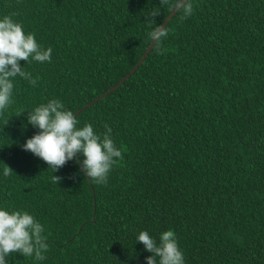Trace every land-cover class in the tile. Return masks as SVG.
Here are the masks:
<instances>
[{"label":"trees","instance_id":"1","mask_svg":"<svg viewBox=\"0 0 264 264\" xmlns=\"http://www.w3.org/2000/svg\"><path fill=\"white\" fill-rule=\"evenodd\" d=\"M191 2L190 17L167 24L162 54L154 45L77 116L97 133L111 126L122 150L105 186L82 173V153L53 173L23 150L39 132L27 112L59 99L75 114L117 85L150 46L146 16L160 0H0V18L18 13L52 49L50 63L20 61L38 84L16 77L0 116V209L34 215L49 251L8 264H147L139 232L158 241L169 229L185 264H264V0Z\"/></svg>","mask_w":264,"mask_h":264},{"label":"clouds","instance_id":"2","mask_svg":"<svg viewBox=\"0 0 264 264\" xmlns=\"http://www.w3.org/2000/svg\"><path fill=\"white\" fill-rule=\"evenodd\" d=\"M165 6L173 12H182V20L194 12L191 0H160V7L148 12L146 22L150 28L153 24L156 26L147 36L157 45V54H162L159 45L167 37L168 29L163 24L157 25L155 17L161 15V8ZM16 15L18 13H11L0 18V116L14 103L16 77L27 81L32 87L38 84L32 73L21 67L20 61L27 64L33 61L51 62L52 49H44L34 33L25 34L23 25L14 19ZM8 121L4 120V126ZM27 121L39 132L26 140L23 150L46 162L53 173L58 172L68 161H76L78 154L82 153V173L89 182L106 186L114 166L123 159L122 150L112 138L111 126L105 124L102 134L97 133L91 123L78 127L77 116L66 109L59 99L48 100L28 111ZM12 174L13 170L5 164L4 177ZM61 179L57 175L51 176V182L57 185ZM44 233V225L28 211L9 212L0 209V264H8L7 258L17 253L24 258H34L35 261L45 260L49 244ZM136 239L137 243L143 244L145 251L152 253L146 257L147 264H185L173 230L162 232L158 241L147 231H140Z\"/></svg>","mask_w":264,"mask_h":264},{"label":"water","instance_id":"3","mask_svg":"<svg viewBox=\"0 0 264 264\" xmlns=\"http://www.w3.org/2000/svg\"><path fill=\"white\" fill-rule=\"evenodd\" d=\"M177 12H171L169 14V16L164 20L163 25L167 26V24L169 23V21L176 15ZM155 42H151L150 46L148 47V49L146 50V52L144 53V55L142 56V58L139 60V62L136 64V66L134 67V69L127 75L125 76L117 85L113 86L108 92H106L105 94H103L102 96L96 98L94 101H92L91 103H89L88 105H86L85 107H83L82 109H80L79 111H77L75 113L76 116H78L83 110L87 109L88 107L92 106L93 104H95L96 102L104 99L105 97H107L109 94H111L112 92H114L115 90H117L118 88H120L123 83L140 67V65L144 62V60L146 59V57L151 53Z\"/></svg>","mask_w":264,"mask_h":264}]
</instances>
